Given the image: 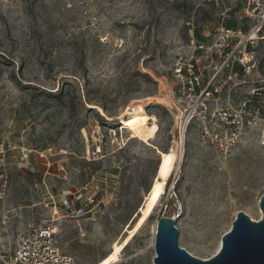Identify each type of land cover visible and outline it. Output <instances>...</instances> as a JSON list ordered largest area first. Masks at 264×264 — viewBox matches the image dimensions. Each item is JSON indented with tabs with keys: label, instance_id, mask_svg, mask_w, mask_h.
I'll return each instance as SVG.
<instances>
[{
	"label": "rangeland",
	"instance_id": "374dc122",
	"mask_svg": "<svg viewBox=\"0 0 264 264\" xmlns=\"http://www.w3.org/2000/svg\"><path fill=\"white\" fill-rule=\"evenodd\" d=\"M226 9L206 0H0V149L14 147L0 187V246L50 225L79 264H154L155 209L175 166L179 243L192 255L214 256L239 211L262 217L263 109L229 155L191 131L182 142L169 111L171 66L195 31L244 26L235 13L224 19ZM249 51L244 92L264 105V40ZM126 111L134 129L121 123ZM173 150L177 164L159 176L162 153Z\"/></svg>",
	"mask_w": 264,
	"mask_h": 264
},
{
	"label": "built area",
	"instance_id": "2783aa9c",
	"mask_svg": "<svg viewBox=\"0 0 264 264\" xmlns=\"http://www.w3.org/2000/svg\"><path fill=\"white\" fill-rule=\"evenodd\" d=\"M206 1L227 6L223 18L235 13L247 28L222 23L213 34L205 33L203 39L193 34L189 54L180 55L171 66L169 111L182 142L191 131L200 144L209 141L217 151L229 155L253 133L260 108L264 111L263 104H254L255 90L244 92L255 68L249 50L264 40V0ZM12 149L11 144L0 149L2 188L8 182L6 160ZM175 170L155 210L160 217L176 220L178 228L184 210ZM55 234L50 225L32 227L14 243L0 246V264H79L58 245Z\"/></svg>",
	"mask_w": 264,
	"mask_h": 264
},
{
	"label": "water",
	"instance_id": "95a60500",
	"mask_svg": "<svg viewBox=\"0 0 264 264\" xmlns=\"http://www.w3.org/2000/svg\"><path fill=\"white\" fill-rule=\"evenodd\" d=\"M259 206L263 213L259 220L244 211L237 213L232 227L222 237L220 249L208 259L194 256L180 246L176 220L159 217L154 264H264V194Z\"/></svg>",
	"mask_w": 264,
	"mask_h": 264
},
{
	"label": "bare ground",
	"instance_id": "6f19581e",
	"mask_svg": "<svg viewBox=\"0 0 264 264\" xmlns=\"http://www.w3.org/2000/svg\"><path fill=\"white\" fill-rule=\"evenodd\" d=\"M135 119H136V117L133 115L132 112L126 111L121 116V123H124L125 125H128L132 129H134L133 126L135 123ZM175 164H176L175 150H173L171 152H163L162 153V159H161V162L159 165V176L164 175L166 173L167 169L172 168L173 165H175ZM159 192H160V185H159L158 181H156L154 186H153V190L150 194V203H149L150 208H153L156 206ZM221 244L222 243H220L218 250L220 249ZM103 264H111V263H108L105 261Z\"/></svg>",
	"mask_w": 264,
	"mask_h": 264
},
{
	"label": "trees",
	"instance_id": "16d2710c",
	"mask_svg": "<svg viewBox=\"0 0 264 264\" xmlns=\"http://www.w3.org/2000/svg\"><path fill=\"white\" fill-rule=\"evenodd\" d=\"M227 25H228V26H237L236 23H232L231 21H228V22H227ZM195 35H196L199 39H203V38H204V37H203L198 31H195ZM253 100H254V104H255V106H257V107H261V106H262V103H261L262 97H261V94H260V93H256V94L253 96Z\"/></svg>",
	"mask_w": 264,
	"mask_h": 264
}]
</instances>
